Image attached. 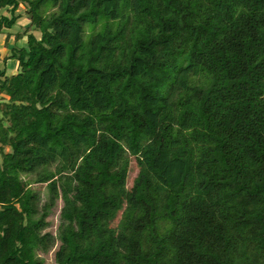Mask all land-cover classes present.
<instances>
[{
  "label": "trees",
  "instance_id": "trees-1",
  "mask_svg": "<svg viewBox=\"0 0 264 264\" xmlns=\"http://www.w3.org/2000/svg\"><path fill=\"white\" fill-rule=\"evenodd\" d=\"M4 8L0 264H264V0Z\"/></svg>",
  "mask_w": 264,
  "mask_h": 264
},
{
  "label": "rangeland",
  "instance_id": "rangeland-1",
  "mask_svg": "<svg viewBox=\"0 0 264 264\" xmlns=\"http://www.w3.org/2000/svg\"><path fill=\"white\" fill-rule=\"evenodd\" d=\"M23 12V8L20 10ZM6 13V8L0 10V15H4ZM7 14V13H6ZM26 15H23L20 20H18L17 25H27L29 23L28 20H26ZM28 19V17H27ZM18 27H14V29H17ZM18 30V29H17ZM2 37V36H0ZM129 169H128V177L126 182V188H130L133 182V179L136 177L138 173V167L135 161V158L129 159ZM23 181L30 184L31 189L36 192L40 196V205L44 204L48 200V190L46 187V184H36L34 183V177L31 175L28 176H21ZM62 207V201L59 199L53 206V208L49 211L47 217L45 218V221L47 222V226L43 233L48 232L50 233L54 238V244L51 246V248L46 253H38L41 259L43 260V264H56L54 260V253L57 250L59 246V241L57 240V228L59 225V214ZM120 218V213L117 215L115 220L112 221L111 227L115 228Z\"/></svg>",
  "mask_w": 264,
  "mask_h": 264
},
{
  "label": "crops",
  "instance_id": "crops-1",
  "mask_svg": "<svg viewBox=\"0 0 264 264\" xmlns=\"http://www.w3.org/2000/svg\"><path fill=\"white\" fill-rule=\"evenodd\" d=\"M26 20H28L27 17H26ZM19 24L20 25H18L16 27H18V28H19V26L20 27H26L29 23L27 25H22L21 23H19ZM17 29H12L10 31H4V32H9L11 34L10 37L7 39V41H5V34L0 35V36H2V37H0V72H2V71L5 72L6 76L14 74L17 70V65H18L17 61L10 60V59L4 61V58L9 54V51L14 47L15 42H14L13 34H15L17 32ZM23 42H24V40H21L20 44L23 45L22 44Z\"/></svg>",
  "mask_w": 264,
  "mask_h": 264
}]
</instances>
